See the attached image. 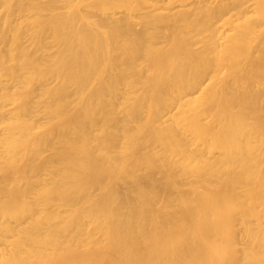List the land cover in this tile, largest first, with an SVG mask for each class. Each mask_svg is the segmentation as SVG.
Wrapping results in <instances>:
<instances>
[{"label": "bare ground", "instance_id": "1", "mask_svg": "<svg viewBox=\"0 0 264 264\" xmlns=\"http://www.w3.org/2000/svg\"><path fill=\"white\" fill-rule=\"evenodd\" d=\"M64 1L0 50V264H264V0Z\"/></svg>", "mask_w": 264, "mask_h": 264}, {"label": "rangeland", "instance_id": "2", "mask_svg": "<svg viewBox=\"0 0 264 264\" xmlns=\"http://www.w3.org/2000/svg\"><path fill=\"white\" fill-rule=\"evenodd\" d=\"M51 1L54 0H0V50L3 55L12 51L17 57L16 62L10 61L8 55L6 57V65L10 74L19 71L20 61L26 58L27 55L30 56L34 63L44 58L45 60L42 61L45 62L43 68L55 64V54L58 52V46L57 42H55L54 35L50 34L48 40L41 46L37 29L40 24L45 23V21L50 19L53 15H60L66 10V2L64 0H58V5L53 10H40V5H46V3ZM193 2L194 1H189V4L192 5ZM81 10L86 13L84 5H82ZM99 13V15L102 16H111L115 18H122L127 15L122 9L117 10L115 13H111V11H101ZM145 14L146 11L134 15L133 18L136 21V30L143 28ZM28 19H33L32 23H28ZM24 62H26V60H24ZM47 82L50 83L49 81ZM6 86L8 90H5ZM17 89L18 87H16V84L12 80H10L7 85H3L0 81V120L8 119L10 116L9 109L12 107V100L5 97L4 93L8 91L14 94ZM3 131V125H0V135ZM4 218L5 219H3V217L1 218L2 222L8 220L6 217ZM8 218L10 219V217Z\"/></svg>", "mask_w": 264, "mask_h": 264}]
</instances>
